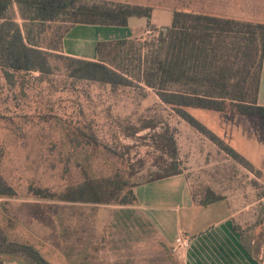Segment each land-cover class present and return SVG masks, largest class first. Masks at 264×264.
Listing matches in <instances>:
<instances>
[{"label":"rangeland","instance_id":"rangeland-1","mask_svg":"<svg viewBox=\"0 0 264 264\" xmlns=\"http://www.w3.org/2000/svg\"><path fill=\"white\" fill-rule=\"evenodd\" d=\"M9 15L23 29L19 8L13 6ZM67 20L61 16L30 27L32 43L46 53L45 72H12L7 80L0 68V176L14 191L12 197L0 198V229L8 242L31 246L49 264H181L159 227L137 205L66 203L42 194L82 183L84 171L95 178L128 177L130 166L142 163L134 180L143 181L157 169L160 151L153 136L166 125L197 199L207 188H224L228 177L232 182L238 176L233 180L238 185L240 174H263L264 165L247 167L246 161L227 154L143 82L144 69L159 54L163 28L148 22L146 33L120 50H106L107 65L119 75L109 83L72 75L73 63L61 50ZM255 49L247 41L246 56L220 50L216 61L234 68V82L249 84L256 75ZM185 110L222 137L243 124L231 112ZM239 118L248 120L244 125L250 136L263 142L264 119ZM146 122L158 127L135 131ZM38 189L43 193L37 194Z\"/></svg>","mask_w":264,"mask_h":264},{"label":"trees","instance_id":"trees-1","mask_svg":"<svg viewBox=\"0 0 264 264\" xmlns=\"http://www.w3.org/2000/svg\"><path fill=\"white\" fill-rule=\"evenodd\" d=\"M14 4L18 6L20 16L25 21L23 29L9 15ZM151 13L152 9L149 7L91 0H0V68L7 80L12 79V72L46 71V53L32 43L30 37V27L36 23L52 22L61 16L68 19L70 25L61 36L62 50L63 37L74 25L127 27L131 18H147L149 21ZM229 38L233 43L228 41ZM247 41L256 46V75L251 77L249 84H241L234 82L237 72H234L232 66L220 64L216 60L220 57L217 54L220 50H224L226 54L236 50L235 54L231 53L235 58L246 56L243 49ZM127 42L128 40L98 42L96 61L66 56L73 63L69 66L72 68V75L80 79L114 83L119 75L107 65L106 50H120ZM158 52L156 62L144 69L143 82L155 89L161 101L171 106L189 125L208 136L233 158L245 161L185 109L231 112L264 119V106L257 103L264 56V24L175 12L171 25L160 32ZM157 127V122H146L135 131L155 130ZM153 138L160 151V157L155 162L157 169L150 171L148 177L141 182L135 181L134 175L142 170L144 163L131 165L128 177L114 174L95 178L84 171L82 183L70 185L60 193L44 195L39 189L36 192L43 197L66 203L138 205L134 191L137 186L183 173L177 143L170 126L166 125ZM246 163L247 167L250 166ZM13 194L12 188L0 176V198L7 199ZM192 197L204 207L223 200L211 188H207L199 200L194 194ZM0 251L23 253L31 264H49L31 246L8 242L1 229Z\"/></svg>","mask_w":264,"mask_h":264},{"label":"crops","instance_id":"crops-1","mask_svg":"<svg viewBox=\"0 0 264 264\" xmlns=\"http://www.w3.org/2000/svg\"><path fill=\"white\" fill-rule=\"evenodd\" d=\"M91 1L149 7L152 9L151 18L149 21L147 18H131L127 27L74 25L62 40L65 56L96 61L98 42L129 40L146 33L148 22L158 28H167L175 12L264 24V0ZM257 103L264 106V56ZM232 115L242 119L243 124L234 127L228 136L222 137L218 131L209 130L248 164L263 166L264 140L250 136L249 126L244 125L248 120L239 118L249 116ZM185 171L141 184L134 190L137 207L159 227L170 248L176 247L179 236L189 239V246L177 251L181 264H264V173L240 174L242 184L238 185L233 182L238 176H232V182L226 178L229 184L224 188H219V185L211 187L223 200L204 207L193 199Z\"/></svg>","mask_w":264,"mask_h":264},{"label":"water","instance_id":"water-1","mask_svg":"<svg viewBox=\"0 0 264 264\" xmlns=\"http://www.w3.org/2000/svg\"><path fill=\"white\" fill-rule=\"evenodd\" d=\"M0 262L4 264H31L25 256L9 251H0Z\"/></svg>","mask_w":264,"mask_h":264},{"label":"built area","instance_id":"built-area-1","mask_svg":"<svg viewBox=\"0 0 264 264\" xmlns=\"http://www.w3.org/2000/svg\"><path fill=\"white\" fill-rule=\"evenodd\" d=\"M189 246V239L185 236H179L176 238V247H174V251L184 249Z\"/></svg>","mask_w":264,"mask_h":264}]
</instances>
